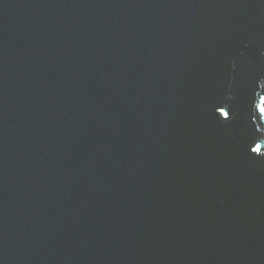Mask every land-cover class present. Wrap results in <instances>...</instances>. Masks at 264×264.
<instances>
[{
    "label": "water",
    "instance_id": "obj_1",
    "mask_svg": "<svg viewBox=\"0 0 264 264\" xmlns=\"http://www.w3.org/2000/svg\"><path fill=\"white\" fill-rule=\"evenodd\" d=\"M262 107L264 0H0V264H264Z\"/></svg>",
    "mask_w": 264,
    "mask_h": 264
},
{
    "label": "snow or ice",
    "instance_id": "obj_2",
    "mask_svg": "<svg viewBox=\"0 0 264 264\" xmlns=\"http://www.w3.org/2000/svg\"><path fill=\"white\" fill-rule=\"evenodd\" d=\"M261 111H264V107L261 108ZM257 151H259V148H257Z\"/></svg>",
    "mask_w": 264,
    "mask_h": 264
}]
</instances>
